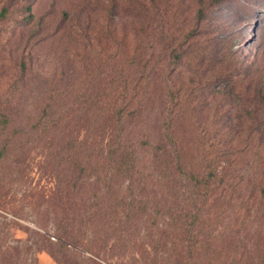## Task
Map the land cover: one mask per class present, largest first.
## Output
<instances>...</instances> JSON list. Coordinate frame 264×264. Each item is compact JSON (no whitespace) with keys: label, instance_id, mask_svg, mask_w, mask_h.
<instances>
[{"label":"rangeland","instance_id":"rangeland-1","mask_svg":"<svg viewBox=\"0 0 264 264\" xmlns=\"http://www.w3.org/2000/svg\"><path fill=\"white\" fill-rule=\"evenodd\" d=\"M0 264H264V0H0Z\"/></svg>","mask_w":264,"mask_h":264},{"label":"trees","instance_id":"trees-1","mask_svg":"<svg viewBox=\"0 0 264 264\" xmlns=\"http://www.w3.org/2000/svg\"><path fill=\"white\" fill-rule=\"evenodd\" d=\"M102 210V209H101Z\"/></svg>","mask_w":264,"mask_h":264}]
</instances>
